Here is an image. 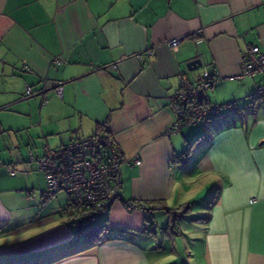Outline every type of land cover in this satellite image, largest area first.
Segmentation results:
<instances>
[{
	"label": "crops",
	"instance_id": "obj_1",
	"mask_svg": "<svg viewBox=\"0 0 264 264\" xmlns=\"http://www.w3.org/2000/svg\"><path fill=\"white\" fill-rule=\"evenodd\" d=\"M199 29V44L167 45ZM248 44L264 51V0H0V264H264L262 78H237ZM205 65L219 77L209 100L235 112L171 131L180 75L194 82ZM104 132L141 161L120 166L111 230L66 228L40 192L18 205L27 172L45 188L29 153ZM159 205L188 207L176 230L144 209ZM188 216L200 226L181 228Z\"/></svg>",
	"mask_w": 264,
	"mask_h": 264
},
{
	"label": "built area",
	"instance_id": "obj_2",
	"mask_svg": "<svg viewBox=\"0 0 264 264\" xmlns=\"http://www.w3.org/2000/svg\"><path fill=\"white\" fill-rule=\"evenodd\" d=\"M201 32L202 30L199 29L192 34L171 39L167 45L176 50L178 44L185 38L199 44ZM54 63L60 64L59 60H55ZM256 75H260L262 81L255 87L251 98L264 99V51L256 45L248 44L241 58L240 73L237 78H252ZM179 78L180 86L169 98L177 119L171 131H178L185 126L224 113L235 112L233 102L218 104L209 100L207 92L219 77L216 73L211 74L207 65L201 69L194 82L188 81L182 75ZM53 91L59 97L62 96L61 85L54 87ZM34 95V91L27 87L25 96ZM29 161L35 162L44 175L45 188L40 191L43 206L49 201H54L59 193L66 195L60 214L63 226L68 229L72 222L81 217L97 213L107 215L119 197L121 164L141 163L138 156L132 162L122 158L112 137L107 133L89 137L75 135L65 145L56 148L45 145L42 156L35 158L29 153ZM8 173L10 176L16 175V171L11 168H8ZM254 202L256 198H251L249 201V203ZM131 207L129 204L128 208Z\"/></svg>",
	"mask_w": 264,
	"mask_h": 264
},
{
	"label": "trees",
	"instance_id": "obj_3",
	"mask_svg": "<svg viewBox=\"0 0 264 264\" xmlns=\"http://www.w3.org/2000/svg\"><path fill=\"white\" fill-rule=\"evenodd\" d=\"M106 133V132H104ZM136 204H131V206H135ZM136 206H141L139 203ZM147 211H153V210H163L166 212V214L169 216L170 223L172 224L169 229L176 230V221L179 217H182L183 214H185L188 207H185L183 209H168L163 205H159L157 208H151V207H144ZM60 214V212H59ZM152 214V213H150ZM61 216V214H60ZM106 215L103 213H97L92 214L87 217H81L79 220H76L72 222L69 226L70 230H73L74 228L78 227V230L83 231L84 233H88V237H97L98 234H100L103 230H111V228L108 226L107 221L105 219ZM75 237V235H73ZM73 237V238H74ZM101 239V238H100Z\"/></svg>",
	"mask_w": 264,
	"mask_h": 264
},
{
	"label": "rangeland",
	"instance_id": "obj_4",
	"mask_svg": "<svg viewBox=\"0 0 264 264\" xmlns=\"http://www.w3.org/2000/svg\"><path fill=\"white\" fill-rule=\"evenodd\" d=\"M202 69V68H201ZM198 123H200V122H198ZM197 124V123H196ZM195 124V125H196ZM190 126H193V125H190ZM9 152V151H8ZM13 152V158H15V153H17L18 151L14 148L13 150L11 149V153ZM11 155V156H12ZM28 156H29V154H28ZM27 159H28V157H27ZM1 163V162H0ZM6 168V172L8 171V167H5ZM11 168V167H10ZM20 173V172H19ZM28 174H30L29 175V180L30 179H32L31 181H30V184H29V186H26L24 183L22 184V186H21V191L20 192H17V196H18V205L19 206H22V207H25L24 205H25V201L24 200H29L30 201V198L32 197V196H36L37 195V193L38 192H40V190H42L43 189V187L42 188H40L39 186H36L37 184H36V177H35V173H29V172H27ZM27 173H25V175L27 174ZM23 177L24 175L22 174H20L19 175V177ZM43 182V181H42ZM34 188V190H33V188ZM57 198L59 199L58 201H60V203H61V205L63 206V204L65 203V198H66V195L64 194V193H59L58 195H57ZM64 200V201H63ZM23 210V209H22ZM21 210V211H22ZM28 210V209H27ZM23 212V211H22ZM198 213H193L191 216L193 217V216H195V215H197ZM191 216H188L187 218H185V221H183V222H185V227H181V228H184L185 230H187L188 228L189 229H194V227L195 226H200L199 225V223H197L196 221L197 220H195V224H193V226H192V224H191V220L189 219V218H192ZM74 230H78V227L77 228H74ZM195 230H198V227H196V229Z\"/></svg>",
	"mask_w": 264,
	"mask_h": 264
},
{
	"label": "water",
	"instance_id": "obj_5",
	"mask_svg": "<svg viewBox=\"0 0 264 264\" xmlns=\"http://www.w3.org/2000/svg\"><path fill=\"white\" fill-rule=\"evenodd\" d=\"M201 65H202L201 60L195 59V60L188 62L186 67L189 71H194V70L199 69L201 67Z\"/></svg>",
	"mask_w": 264,
	"mask_h": 264
}]
</instances>
